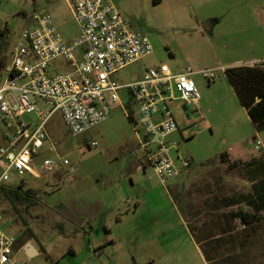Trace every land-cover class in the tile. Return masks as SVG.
<instances>
[{"label": "rangeland", "instance_id": "374dc122", "mask_svg": "<svg viewBox=\"0 0 264 264\" xmlns=\"http://www.w3.org/2000/svg\"><path fill=\"white\" fill-rule=\"evenodd\" d=\"M113 1L120 16L146 35L151 45L150 54L115 72L114 80L125 83L142 68L160 64L173 71L188 67L192 72L190 78L199 95L196 116L190 113V106L183 110L179 100L167 101L177 126L166 138L174 142L169 155L177 166L179 157L187 158L188 166L180 169L188 174L164 184L144 163L138 137L125 114L135 112V105L131 100L127 105L123 89L106 118L78 135L70 136L54 112L45 130L68 164L39 178L25 176L23 189H32L29 199L9 202L0 195L1 228L18 239L13 246L18 264H178L173 256H161L154 250L165 244L171 248L178 238L185 242V233L177 225L180 205L174 196L176 189L183 194L187 190H249L251 182L243 169L227 171L220 161L221 153L243 161L250 158L243 159L248 152L258 155L261 151L260 146L255 149L249 144L258 136L221 69L232 66L233 60L264 61L263 6L257 0H219L211 3L213 7L206 2L195 5L193 0ZM33 12L48 14L64 40L77 36L67 0H0V54L7 63L21 29L32 25L27 16ZM216 14L222 18L212 23ZM206 69H216L212 81L200 77L199 72ZM65 71L62 58L54 59L47 68L48 73ZM36 102L42 111L41 101ZM20 117L32 122L36 118L32 112ZM2 130L9 133L0 123V136ZM45 146L37 161L52 156ZM9 179L7 184L19 180L12 172ZM134 204L137 210L131 214ZM61 207L84 221L76 225L58 212ZM117 208H127L129 214L124 217ZM157 210L160 212L155 213ZM155 217H164V222L155 223ZM107 238L115 244L106 243L102 253L93 254L97 242ZM26 242L36 254L27 256ZM183 245L188 264H201L192 244ZM260 249L264 255V244Z\"/></svg>", "mask_w": 264, "mask_h": 264}, {"label": "built area", "instance_id": "2783aa9c", "mask_svg": "<svg viewBox=\"0 0 264 264\" xmlns=\"http://www.w3.org/2000/svg\"><path fill=\"white\" fill-rule=\"evenodd\" d=\"M67 4L78 28L76 37L62 40L48 14L33 12L27 16L32 25L21 29L9 62L0 70V123L10 134L7 143L0 144V183H10V172L19 179L39 178L66 166L68 160L55 151V142L45 130L47 119L57 111L68 134L78 135L106 118L121 89L135 105L130 126L144 163L160 182L177 176L188 159L179 157L177 166L169 155L174 142L166 138L177 126L167 101L179 100L185 109L196 111L199 95L191 70L148 66L118 83L111 77L115 72L150 54L147 36L132 29L111 0H67ZM56 58L65 61L66 71L48 73ZM215 70H202L200 77L212 81ZM31 112L34 122L20 119ZM45 143L53 154L37 161ZM249 144L258 148L260 140L255 137ZM14 242L0 224V264H18L12 254Z\"/></svg>", "mask_w": 264, "mask_h": 264}, {"label": "crops", "instance_id": "0c3cea01", "mask_svg": "<svg viewBox=\"0 0 264 264\" xmlns=\"http://www.w3.org/2000/svg\"><path fill=\"white\" fill-rule=\"evenodd\" d=\"M111 1L114 4V1ZM193 1L195 5H200L203 2H206L210 4V7H213L211 3L219 0ZM225 1L227 2V0H224V2ZM234 2L237 1L234 0ZM256 2L259 3L260 6H263L264 9V0H257ZM221 18L222 17L220 16V14H216L215 16H212L211 21L212 23H214ZM74 37L76 36H71L66 40L62 38V40L69 41ZM230 63H233L232 66H234L248 65L250 62L244 63L239 60H233ZM20 119L23 121H27L22 119L21 117ZM255 134L260 140V150L264 153V130L255 132ZM9 135V133L2 130V135L0 136L2 140L0 141V144H6ZM255 154L256 153L248 152L247 156H244L243 159H246ZM187 174V170L185 171V169H181L177 176H187ZM166 182L163 183L165 184ZM175 187L178 188L179 186ZM175 192L176 194L174 195L173 192V195L176 198V202L180 205V215L177 219V225L180 226V228L185 233L184 241L186 243L190 242L195 252L199 255L201 264H264V255H260V246L264 244V210L254 212L251 207L246 206L242 202L243 200L240 199V196L236 195L238 193L244 192H225L221 189H206L194 191L187 190V192L184 194L182 192V194L177 193L176 189ZM245 192H250V188ZM177 196L179 197V200L177 199ZM125 199H128V197H126ZM125 199L120 200L123 202ZM137 206V204L133 205L131 214H134L136 212ZM126 210L127 208L124 210H120L119 208H117L116 212L118 214H121V212H123V216L125 217L127 216V214H129ZM239 211H244L251 214L248 223L241 222L239 216H236L234 214ZM154 212L157 213L160 212V210ZM82 219L84 221V218ZM95 219H98L97 215L95 216ZM120 219L118 218V220ZM163 222L164 217H155V223L161 224ZM138 225L141 226L140 223ZM104 226L106 225L104 224ZM105 229L110 233V228L105 227ZM181 241L182 240L178 238L176 239V243L171 245V248L167 247V244H165L157 245L156 247L154 246V250L159 251L161 256H173L178 264H188L190 262L189 256L187 250L183 249V244L185 242ZM115 242L116 241L109 238L103 240V242H97L94 248V250L97 251L94 252L93 250L92 253H102L107 246L106 243L115 244ZM24 248L25 244L23 246V249ZM19 249H22V246L20 248H17V250ZM12 254L14 257V248H12Z\"/></svg>", "mask_w": 264, "mask_h": 264}, {"label": "trees", "instance_id": "16d2710c", "mask_svg": "<svg viewBox=\"0 0 264 264\" xmlns=\"http://www.w3.org/2000/svg\"><path fill=\"white\" fill-rule=\"evenodd\" d=\"M7 58L0 54V70L6 65ZM223 74L231 86L240 106L243 108L252 129L255 132L264 130V62L248 65H234L223 69ZM130 98L127 97V105ZM130 124L132 112H125ZM252 137V139H254ZM258 149V148H255ZM250 156L249 159L240 161L231 159L227 153L220 154V161L225 163V170L230 171L241 167L245 176L250 180V192L238 193L242 202L251 207L254 212L264 210V153ZM204 165H207L205 163ZM23 179L14 184L0 183V195L9 202L22 201L31 197L32 189H23ZM236 216L243 223H248L251 214L236 212ZM18 239H16L17 241Z\"/></svg>", "mask_w": 264, "mask_h": 264}, {"label": "water", "instance_id": "95a60500", "mask_svg": "<svg viewBox=\"0 0 264 264\" xmlns=\"http://www.w3.org/2000/svg\"><path fill=\"white\" fill-rule=\"evenodd\" d=\"M182 109L186 110L184 106H182ZM190 113L193 114V116H196L194 111H191ZM57 210L61 215H63L65 218L69 219L70 221H72L76 225H80L83 221L82 218L75 217L67 207H61ZM24 250H25V253L27 254V256H31L32 254L36 253V250L32 247V245L29 242L25 243Z\"/></svg>", "mask_w": 264, "mask_h": 264}, {"label": "flooded vegetation", "instance_id": "af4514ba", "mask_svg": "<svg viewBox=\"0 0 264 264\" xmlns=\"http://www.w3.org/2000/svg\"><path fill=\"white\" fill-rule=\"evenodd\" d=\"M14 243H16V241Z\"/></svg>", "mask_w": 264, "mask_h": 264}]
</instances>
